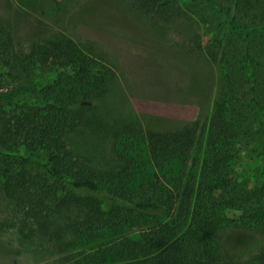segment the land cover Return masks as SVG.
I'll return each instance as SVG.
<instances>
[{"label":"rangeland","instance_id":"374dc122","mask_svg":"<svg viewBox=\"0 0 264 264\" xmlns=\"http://www.w3.org/2000/svg\"><path fill=\"white\" fill-rule=\"evenodd\" d=\"M175 1L176 17L162 23L131 0H0L17 45L29 54L40 48V62L71 51L103 66L101 77L61 82L50 101L82 107L76 117L61 116L64 154L80 160L105 190L125 191L127 200L136 192L137 199L156 202L169 194L175 201L176 187L198 174L200 135L219 82L214 52L233 53L242 45L223 14L204 1ZM259 44L264 48V37ZM48 72L38 65V74ZM189 123L199 125L193 149L156 161L153 134ZM259 139L264 143V122ZM237 176L264 195V156L243 158ZM39 183L48 193L18 185L17 211L6 210L0 192V264H117L123 240L158 225L150 216L127 213L111 225L98 222L103 211L96 198L61 197L56 185ZM177 213L178 207L169 220ZM228 241L245 264L264 246V237L250 231L232 230Z\"/></svg>","mask_w":264,"mask_h":264},{"label":"trees","instance_id":"16d2710c","mask_svg":"<svg viewBox=\"0 0 264 264\" xmlns=\"http://www.w3.org/2000/svg\"><path fill=\"white\" fill-rule=\"evenodd\" d=\"M131 1L162 23L177 15L175 0ZM202 1L223 14L242 45L237 52H214L219 82L200 135L198 174L182 189L176 187L175 201L169 194L156 202L142 195L137 199L136 192L130 200L123 190L115 195L80 160L73 163L72 156L64 154L67 125L61 116L76 117L82 107L57 106L50 97L63 81L101 77L105 70L99 62L91 64L71 51L40 62L42 50L34 46L29 54L19 47L14 26L0 15V192L6 210L17 211L21 183L48 193L39 183L43 181L56 185L54 191L61 197L76 193L99 200L103 214L98 222L111 225L122 221L125 213L157 221L138 239L120 243L117 264H245L236 260L237 250L228 237L232 230L264 237V195L237 176L243 158L264 156L259 139L264 122V48L259 44L264 37V0ZM40 63L49 67L47 76L38 74ZM198 131V124L189 123L154 133V158L186 154ZM176 207V217L169 220ZM228 210L240 216L225 217ZM112 213L118 216L111 217ZM246 264H264V246Z\"/></svg>","mask_w":264,"mask_h":264}]
</instances>
